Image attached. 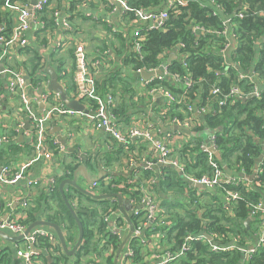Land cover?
<instances>
[{
	"label": "built area",
	"instance_id": "2783aa9c",
	"mask_svg": "<svg viewBox=\"0 0 264 264\" xmlns=\"http://www.w3.org/2000/svg\"><path fill=\"white\" fill-rule=\"evenodd\" d=\"M104 1L106 3H112L111 7H113L112 10L114 11L117 9V6L120 5L125 13L132 14L128 19V26L130 28L129 45L131 51L135 52V55L140 60L143 58L142 45L145 40V34L142 29L146 27L155 29L163 28L171 14L180 13L181 7L189 3V0H161V3L156 6L134 7L129 4L128 0ZM201 1L214 7V10L211 12L212 15H216L219 12L224 17L225 26L222 30L218 31V33L226 37L229 35L236 37L237 35L233 29V26H235L233 15H226L224 13V6L216 0ZM162 4L164 7H162ZM49 5L50 0H37L34 5H27L17 0L16 2L5 0V7L14 11L16 14L17 24L7 36L5 34V25L0 23V43H2L0 51V77L2 76L6 79L11 95L17 97L22 109L26 113L28 123L24 121L21 127L23 128L26 124H29L27 135L33 144L35 156L28 163L23 165V167H16V169L11 165H0V187L21 182L22 179L26 178L27 167L41 157L45 156L53 159L55 158V151L58 150L62 154L67 152V149L61 147L56 139L51 138V122L54 118L55 120H60L59 117L62 115L78 114L86 119L87 125L101 131L104 137L111 136L115 141L125 145L124 149L126 154L122 157V164L120 167L123 179L119 182L114 181L115 177L113 170L105 168L106 166H104L105 169L101 171V179L106 181L105 184L112 185V187L116 189H124L125 191L123 193H119L124 199L128 200L131 205V208L124 213L116 206L107 207L105 210L99 209L104 222L108 224V227L112 226L111 232L119 236V243L123 241V233H125L129 227H133L132 235L121 249L117 264H174L189 251L197 252L193 244L195 241L202 242L207 246L205 254L208 256H210V253H226L230 250H239L241 253L240 264H248L251 262L254 256L264 247V195L255 201H251L249 195H251L253 189L264 190V181L256 179V174L253 177V181H251L245 173H243L241 177H233L227 173L225 166L220 167L215 161L212 162V172L200 173L198 170L190 171L187 169V165L182 157L173 152L182 147L185 143L195 146V129L199 128L204 122L202 121L200 123V118L202 116H198L195 112L197 111L202 115L206 110L211 109L212 106L209 102L200 106L188 104V110L182 115H167L165 118L168 122L178 127L179 131L177 132H162L160 129H155L150 125L141 126L138 124H131L128 127L123 126L121 119L113 110L115 97L111 93L101 94L98 90L97 73H94L86 61L85 44L77 40L76 37L73 36V33L67 34L66 42L76 44V52L78 53L79 65L81 67V78L78 81L79 85L77 86V90L73 92V97L80 98L86 110L81 112L75 111L65 106L64 103L58 102L61 100V96L56 91H53V93L49 91L40 92L39 90H41L42 87L45 90L49 85V80H47L46 77L38 80L37 84L33 82L29 84L31 77L28 75L27 70L22 66L12 65L10 62L12 58L15 57L18 59L21 56L19 55V52L21 54L20 50L22 48L23 50L27 48V32L31 24L35 23L37 29L45 28V22L39 19V14L45 12ZM245 8V4L241 2L238 5L239 10L236 9L235 16H244L243 11ZM53 17L56 25L63 24L67 28L71 27V24L63 17V12L57 10L53 13ZM54 29L48 30L51 31ZM193 29L194 34L215 31L198 24L194 25ZM229 45L230 42H226L222 51L226 52ZM184 46V43L178 44L176 51H179L181 63L186 66V54L180 51V48ZM134 71L140 76H142L143 71L155 73L151 77L143 80L149 93L152 95L151 102L153 104L157 94L162 96L171 107L175 104L185 103L184 96H181V98L178 97L163 84L165 77H168L170 74L167 63L162 62L157 67L152 68L142 66L134 69ZM158 71H161V73L157 74ZM64 73L63 71L62 74ZM39 75L45 76V72L42 71ZM172 78L174 81H183L186 89L193 87V80L189 74L176 73L172 75ZM238 79H252V75L249 71L244 73L241 72L238 74ZM155 80L158 81L156 85L153 84ZM30 85L32 87L31 89L39 92L42 101L48 104L45 110L40 111L34 105V98L29 94ZM210 94H222V97L218 100V105L223 106L228 102H235L236 100L246 98L248 93L244 92L241 87L237 85H233L228 92L223 93L220 87L215 84L211 88ZM259 94L260 92L255 88L251 95ZM211 110L214 111V108ZM16 136L13 137V140ZM10 137L11 136L7 134L1 135L0 146L4 143H9L11 141ZM135 138H138L141 143L147 142V144H149V147L146 148L147 156L143 160V169L150 171L157 164L175 167L181 171V177L188 182L190 187L201 188L200 193H203L205 189H218L225 195L228 203L235 209L238 207L240 201H246L249 216L259 219V233L256 242L251 243L249 240L242 239L241 236L234 233H229V240H226V236L224 235L218 236L208 233L210 235L209 238L205 231H191L183 235L177 247L174 248L172 244H169L168 247H163L162 243L164 241L168 242L164 233L166 234L165 230L170 225V222L168 219L169 214H167L165 208L161 205V200L156 193V185L159 183V179L164 177L166 173L161 169L158 173L146 177H142L138 174L135 170V165L137 163L136 159L138 158L134 150L130 149V143H132ZM48 140L52 142L53 147L48 143ZM205 141L200 143V148L202 151L207 152L211 159L214 155V151L219 150L216 134L209 133L207 141ZM106 147H108V145ZM86 154L85 152L83 155L79 154V156L83 158L87 156ZM185 156L188 160L191 159L189 154ZM262 159L264 163V157H262ZM64 172L67 175L71 174L72 168L69 169L65 167ZM43 182L47 183V181L43 180V177L35 178L34 180L28 181V187L32 190L34 187L43 184ZM99 182L97 178L93 180L91 183V191L97 192L96 190L100 187ZM133 186H137L140 190L139 194L134 197L130 195V190L133 189ZM56 187V180L51 179V181L47 183V194H51ZM16 200L21 207L19 214L15 216L7 215L6 217L0 218V230L16 236L23 235V238L14 245L15 253H13V263L48 264L44 258L45 255H50L52 262L55 254L53 247L49 250H47L48 248H41L40 240L47 238L51 240L52 243L56 244L55 237H53L49 228L43 226H38L26 234V229L29 226V224L25 222L27 217L26 212L27 208L33 205V201L30 196L24 195L17 197ZM11 204V202L8 203V206ZM77 204L78 201L76 200L73 206L75 207ZM150 237H154V239ZM3 241L6 242L0 239V247L8 248L9 245L3 244ZM105 243L106 241L102 240L101 248L106 246L104 255H102V260L94 258L97 256V254H95L93 257L90 256L91 258L85 264H109L108 260L113 259L117 253L119 243L116 246L111 243L106 245ZM199 264L206 263L201 262Z\"/></svg>",
	"mask_w": 264,
	"mask_h": 264
},
{
	"label": "trees",
	"instance_id": "16d2710c",
	"mask_svg": "<svg viewBox=\"0 0 264 264\" xmlns=\"http://www.w3.org/2000/svg\"><path fill=\"white\" fill-rule=\"evenodd\" d=\"M16 2V0H12ZM20 1V0H17ZM64 0H57L56 7L66 8L67 4L63 3ZM70 2V8L73 10L77 3V0H66ZM131 6L138 7H152L159 5L161 0H128ZM221 3L225 8L226 15H233L235 26H233L234 32L237 35V47L235 49L234 60L245 69H254L258 82L264 80V0H241L246 8L244 9V16H235L239 0H216ZM22 2V1H21ZM5 0H0V23L4 24L5 34L8 36L12 31L14 24L13 16L14 12L10 9L4 10ZM214 7L206 2L203 3L201 0H189L186 6L181 7V11L178 14H171L169 19L165 22L163 28H143L145 34V40L142 45L143 58L140 60L135 55V52L128 50V45L123 44L124 49L121 51L122 63H126L127 66H132L133 70L139 67L152 68L157 67L160 63L167 59L169 52L177 48V45L184 43L185 46L180 48L181 52L186 54L187 65L184 66L181 63L179 51L176 57L166 61L169 69V76L165 77L163 84L167 86L173 93L178 97H185V103L172 105V109L175 107H183L185 111L188 110L187 105H204L207 102L214 108L206 110L202 113L200 123L203 124L195 129L199 132L198 135H194L196 138L195 146H191L189 143H185L182 147L176 150L177 154L180 155L187 165V169L190 171L198 170L200 173L212 172V162H217L220 167L228 165L230 168L242 166L246 171L250 172L254 170L256 158L261 154V147L259 141L264 139V90L259 95H251L247 98L236 100L235 102H228L223 106L218 105L219 98L222 94H210L211 88L216 84L220 87L223 93L228 92L233 85L240 86L241 89L248 93L252 88L253 83L250 79H238L239 69L236 64H232L226 56V53L222 51L225 46L226 36L218 33L225 26L224 17L221 13L212 15ZM239 10V9H238ZM82 11H78L76 14L68 17L72 24V30H74L76 23L74 22L75 17H81ZM131 16V13H127ZM39 19L45 22V28L43 29H54L56 22L54 17L49 13L39 14ZM201 25L207 29H213L214 32H199L194 34V25ZM41 29H37L36 34L38 40L43 43L46 42V37L42 41L40 34L38 33ZM71 29H67L65 32H71ZM116 36V35H115ZM119 41L126 39V35L121 34ZM103 49L104 45L101 46ZM2 43H0V51ZM215 48V49H214ZM20 51H24L23 48ZM167 53L166 55H164ZM25 54L28 55L26 59L18 61L15 57L12 58L13 66L21 65L28 72L31 77L29 84L32 82L37 84V81L45 76L39 75L40 72H48V65L54 66L58 74L59 79L65 81V90L69 99H75L73 92L77 90V85L72 84L73 70L79 66V56L76 52V44L71 43L64 50L58 51L57 49L52 51L47 58L44 56L42 49L39 47L30 46L27 47ZM72 60L71 73L68 71L69 65L67 58ZM20 67V66H19ZM93 70V68H92ZM65 72L62 74V72ZM120 68L110 70L111 74L106 75L104 79L100 80L97 78V88L101 94L116 93V86L118 80L123 82L120 76ZM226 72V73H225ZM189 74L193 80V87L188 89L185 88L183 81H174L172 78L173 74ZM109 74V73H108ZM157 80L153 81L156 85ZM124 92L122 96H126L127 84L123 82ZM111 88V89H110ZM132 90V89H131ZM133 92V91H132ZM114 93V94H115ZM114 96V95H113ZM209 100V101H208ZM127 100L122 99L120 108L123 110V114L127 115L125 106ZM125 108V109H124ZM171 109V110H172ZM119 118L122 113L114 111ZM182 115V114H181ZM216 134L217 143L219 145L220 158L215 155L209 158L207 152L202 151L200 143L205 141V133ZM13 133H17L14 131ZM11 136V141L8 143V148L18 150L15 142L17 136L14 134H8ZM16 138L13 140V137ZM106 144L108 147L99 148L95 153H88L86 157H80L77 152L69 153L71 161L66 167L72 168V173L80 165H85L90 169H95V166H112L114 163L119 162L120 157L125 153L124 144L117 142L113 137H106ZM48 143L53 147L51 141ZM31 147L34 149L33 144ZM131 150H133L130 147ZM56 153V151H55ZM4 154V153H2ZM0 154V155H2ZM189 154L190 160L185 156ZM80 158V160H79ZM95 161L96 163H94ZM78 165H73L77 164ZM165 171L164 177L159 179L158 189L159 195L164 199L161 205L165 208L167 214L170 212V219L172 220L170 225L165 230L166 240L172 245L177 247L182 240V237L187 232L191 231H205L210 235L216 234L218 236H226V240H229V233H234L245 239L248 234L247 228L244 226V221L249 218V210L246 201H240L238 207L235 210L236 216L234 220L225 217V212L220 209H216L217 214H213L212 209L205 210L200 213L199 204L196 203L190 185L185 181L178 170L175 167L164 166ZM257 178L264 181V174L257 172ZM115 177V175H114ZM64 177H61L58 181H61ZM99 179V188L103 192L107 193H123L125 190L113 188L112 185H106L103 179ZM123 176H119L114 181H121ZM188 190L189 196L185 195V191ZM140 190L137 186H133L130 190V195L137 196ZM66 197L75 203L78 201V205H75L78 217L83 223L84 234L83 242L79 247L76 258L70 257L66 253L60 250V246L56 243H52L51 240L43 238L40 240L41 248L53 247L54 256L50 264H82L86 259L87 255L93 254L94 252L101 253L104 255L106 246L101 248L102 240L106 241V245L111 243L114 246L118 244L119 236L111 232L108 228V224L104 222L101 214L95 210V204H105V207L116 206V202L109 200H95L85 195L82 191L77 189L75 186H68ZM262 197V194L257 189H253L249 199L255 201ZM169 199H173L175 204H171L169 207H173L174 210L166 207L164 204L168 203ZM175 199V200H174ZM49 200H54L60 207L59 217H47L49 220L57 221V223L63 226L65 230V238L67 243H73L77 231V222L74 215L68 208L63 195L56 187L50 195L42 192L37 200L36 206L28 210V215L25 222L31 224L32 221L37 220V213L41 208L50 209ZM186 200V201H185ZM103 207V208H105ZM180 207L184 208V211H179ZM212 207V205H208ZM199 210V211H198ZM222 213V215H220ZM172 215V216H171ZM58 217V218H57ZM203 219H205L203 221ZM203 221V223H202ZM232 223V227H227V224ZM97 230V231H96ZM96 239V241H95ZM174 240V241H172ZM194 247L197 252L189 251L180 260L174 264H199V263H217V264H240L241 253L239 250H230L226 253H210V256L206 255L207 246L202 242L195 241ZM1 248V247H0ZM13 251L8 248L0 249V264H14L13 263ZM54 260V261H53ZM47 261V260H46ZM248 264H264V247L254 256L251 262Z\"/></svg>",
	"mask_w": 264,
	"mask_h": 264
},
{
	"label": "crops",
	"instance_id": "0c3cea01",
	"mask_svg": "<svg viewBox=\"0 0 264 264\" xmlns=\"http://www.w3.org/2000/svg\"><path fill=\"white\" fill-rule=\"evenodd\" d=\"M20 1H22V3H25L27 5H32V0H20ZM63 3L65 5L67 4L66 8L56 7L57 0H50V5L48 9L45 11V13L48 12L49 15L51 14L53 16V13L59 10L63 12V17H65L67 21L71 24L68 17L70 15L76 14L78 11L81 10L82 11L81 17L78 16L74 18V22L76 23L74 30H72V24H71V27L69 28H67L63 24L56 25L55 29L51 31L48 29H41L38 33L40 34L42 41L44 40V37H46V42L43 41V43H41L38 40V35L36 34L37 32L36 31L37 28L35 26L36 24L32 23L27 32V38H28L27 47L30 46L31 48H33V47L40 46V49H42L44 56H46L45 58H47L52 51L57 49L58 51L61 52V50H64L68 45H70L71 44L70 42H66V37L68 33H73V36L76 37L77 40L85 44L86 61L88 65L91 67V69L93 68L94 73L95 72L97 73L98 79L100 78V80H102L104 79V76L106 75L112 76L114 74H111L110 70H115L116 68L118 69L120 68V71H121L120 76L123 82L127 84V93H126V96L124 97L122 96L124 92L123 88L125 85H123V82L118 80V84L116 86L117 89H115L116 93L113 92V95L115 97V103L113 106V110L115 111L116 109V111L122 113V116L120 119H121V122L123 123V126L128 127L131 124H138L141 126L150 125V126H153L155 129H160L162 132L179 131L178 127L170 124L165 117L169 114H185L186 111L184 110V108L179 106V107H175L176 109L174 108L172 109L171 105L167 104L164 98L158 94L153 104L151 102L152 95L149 93L148 88L147 86H145L144 81H143L145 77L143 76L144 77L143 78L142 76L138 75L133 70L132 66L129 67L127 66L126 63H122L121 51L124 49L123 44L127 43L128 50L131 49L129 45V34H130V28L128 26L129 15L123 11L122 7L120 5L117 6V9L114 11L112 10L113 7H111L112 3L108 2L109 3L108 4L104 0H91V1L90 0L88 1L87 0L85 1L77 0L76 1L77 5L72 10L70 8V2L68 3L66 0H64ZM162 7H164L163 4H162ZM3 9L6 10L8 8H3ZM13 17H14L13 23H15L14 24L15 26L17 24V17L15 13ZM67 29H71L72 31L65 32ZM122 33L126 35V39H124L123 41H119L118 37H120ZM236 38L237 36L233 37L230 35L226 37L225 43L230 42V45L227 47L226 52H225L226 56L232 64H236V67L239 69V73L241 72L244 73V72L249 71V73L252 75V79H250V82L253 83V85L250 91L248 92L247 97L251 96L255 88L258 89L260 93H262V90H264V80L262 79L260 82H258V79L256 78L253 68H251L250 70H247L243 68L240 65V63H237L234 60L235 49L237 47V41H238ZM103 45H104V48L101 49L102 48L101 46ZM177 52L178 50L176 51V49H173L168 54L165 53L164 55L167 54L169 55V57L167 59V56H165L164 62L167 63L166 61L176 57ZM19 55L21 56L18 59L16 58L18 61H22L26 59L27 57H29L28 55L25 54V51H21V54L19 52ZM10 62L13 64V61H10ZM67 62L69 65V67H67L68 71H70L71 73L72 72L71 71L72 60L68 57ZM18 66H21V65H18ZM47 68H48V72L47 74H45V77L47 80H49L48 84H50L51 76H50L49 71L53 69L56 72V68L54 66H49V65ZM80 78H81V67L79 65L78 68H75L73 70V79L71 83L74 85L76 84L78 86L79 85L78 81ZM58 81L66 88L65 81L63 79L58 78ZM31 88L32 87L30 85L29 94L31 95V97L34 98L33 99L34 105L40 111L45 110V108L48 107V104L42 101V99L40 98L39 92H36L35 90ZM39 91L40 92L49 91L53 93V90H49V85L46 87L45 90L42 87V89ZM123 98L127 100V105L125 107L129 108V109L124 108L126 111L128 110L127 115H124L123 110L120 108V104ZM80 101L81 103L83 102L82 100ZM58 102L64 103L62 99ZM195 114H197L200 117L202 116L197 111L195 112ZM59 118L60 120H55L54 118L51 122V131H50L51 138L56 139L61 147H65L67 149V152L62 154L61 152L57 150L54 155L55 158L53 159L47 158L45 156L41 157L40 159L33 162L31 165L27 167L26 178L22 179L21 182L14 184V185L1 186L0 187V198L2 199L4 205H3L2 210L0 211V218L6 217L7 215L15 216L19 214L21 207L19 205V202L16 200V198L20 197L21 195L30 196L33 201V205L27 208L26 213L28 215V210L36 206V200L38 196L42 192L47 193L48 191L47 183L51 181V179H55L57 182V187H59L60 183L64 179L73 178L74 173L78 171L77 183L81 187L91 190V183L93 182L94 179L96 178L98 179L101 177V171H103L105 168L112 169L116 178L118 176L119 178L120 176H123L121 175L120 167L122 164V157L126 153H123L120 157L119 162L114 163L112 166L104 165L106 167L104 168L103 166L101 168V166L97 165L95 166V169H90L89 167L84 165V168H85L84 170L81 168L83 165H80L78 166V168L74 171V173L71 176L66 177L65 175L67 174H65L64 170H65L66 165L69 164V162L71 161V157H69L70 155H68L69 153L77 152L78 155L79 154L83 155L85 152L87 154L95 153V151L98 150L99 148H103L107 146L105 144L107 141V138L104 137L101 131H98L94 129L92 126L87 125L86 119H84L82 116H79L78 114L62 115ZM24 121L25 123H28L25 111L22 109L17 97L11 95L6 79L1 76L0 77V136L3 134L17 135V139H15V142L19 143V145H17L18 150H14V149L12 150L8 148V143H4L3 145L0 146V154L4 153L0 155V165H11L13 168L16 169V167H20V166L23 167V165H25L31 159L34 158L35 152H34V149L31 147L32 143H31L29 136L27 135V129L29 128V124H28V127H26L27 124L25 125V127L23 128L21 127V124ZM70 127L73 128V130H71ZM14 131H16L17 133H13ZM198 133L199 132H195L194 135H198ZM205 136H206L205 140L207 141V138H208L207 132L205 133ZM259 145L262 151L259 157L256 158L254 170H251L250 172H248L242 166L230 168L228 165H225L227 173L233 177H241V175L245 173L251 181H253V177L255 174L257 176L258 174L257 172L259 170L260 172H263L264 174V163L262 159V157H264L263 156L264 155V139L259 141ZM130 147L134 150V153L136 154L138 158L136 159L137 163L135 165V170L138 172L140 176L146 177L151 174H156L159 172V170L161 169L163 170L164 166H167V165L157 164L150 171L143 169V166H144L143 160L147 156L146 148L149 147V144H147V142L141 143L138 138H135L132 141V143H130ZM173 152L177 153L175 150ZM93 162L96 163L95 161ZM78 164L79 163L73 164V165H78ZM177 170L180 174L181 171L179 169ZM39 177H43V180L47 181V183L43 182V184L36 186L31 190L28 187V181L34 180L35 178H39ZM61 177H64V178L61 181H58ZM68 186L70 185L67 184L65 186V193L68 190ZM157 186L158 184L156 185V187ZM190 188L192 192H194L192 194V196L195 199L194 201L199 204L198 209L202 208L200 209V213H198L199 216L202 215V212H204V209L205 210L212 209L213 214H217L216 209H220L222 212H225L226 218H230V220H234L236 216L235 210L237 208L236 209L233 208L232 205L228 203L225 195H223V193L220 190L218 189L206 190L205 189L203 190L204 191L203 193H200L201 188H198V187H190ZM96 191H97L96 193L98 194L107 193V192H103L102 189L100 191L98 190ZM259 192L262 195H264V190H259ZM156 193L159 199L161 200V202H164V199L159 195L157 188H156ZM185 195L189 196L188 190L185 191ZM109 201L116 202V207L120 209L118 206L119 203L117 200L110 199ZM10 202L12 204L8 206V203ZM70 202L72 203V201ZM171 204H175V201H173V199H169L168 203L164 205L174 210L173 207H169ZM49 205L51 206L50 209L47 210V209L41 208L38 211L37 220L44 219V220L57 223V221L49 220L47 217H52V218L56 216L59 217L60 207L57 204V202H55L54 200L52 201L49 200ZM77 205L79 206V204ZM122 205H123V208L125 209V212H127L131 208L130 202L124 198H123ZM208 205H212L213 208L208 207ZM99 209H101L100 205L95 204V210L97 211V213L100 214ZM179 211L183 212L184 208L180 207ZM220 215H222V213ZM169 217H170V212H169ZM168 219H169V222L171 223L172 220L170 218ZM204 220L205 219H203V221ZM229 226L232 227V223L227 224V227ZM244 226L248 230V234L245 236V239L249 240L251 243L252 242L255 243L258 237V233H259V219L257 217L249 216V218H247L244 221ZM61 227L63 230V226ZM131 227H129V229L125 231V233H123L122 239L125 242L132 235L133 230L131 231ZM46 228H49V227H46ZM111 228L112 226H109L108 229L111 231L112 230ZM49 230L52 233L53 237H55L56 243L60 246V250L63 253H65L62 244L56 238L55 229L49 228ZM63 234L65 236V230H63ZM164 235L166 234L164 233ZM207 235L210 238V235L208 233ZM127 236L128 238L127 240H125ZM78 237H79V227H77L74 242L70 244L67 243L70 249H72L75 246L76 242L78 241ZM150 238L154 239V237H150ZM0 239L1 241L2 240L6 241V242L3 241V244L9 245V242H12L13 245H15L17 243V241H8L3 237H0ZM123 241H120V243L118 241L119 247ZM169 244H172V243H169L167 241H164L162 243L163 247H168ZM8 247L12 249L13 253H15L14 247H10V246ZM75 254L71 256L68 255V256L70 257L73 256L74 258H76ZM95 254H97L98 257L95 256L94 258L102 260V254L98 252H94L93 254L87 255L86 259L82 262V264H85L91 258L90 256L93 257ZM119 254L117 251L113 259L108 260L109 264H115V260L118 259ZM47 256H50V255H45L44 258L47 260L46 262L50 264V260L47 259Z\"/></svg>",
	"mask_w": 264,
	"mask_h": 264
},
{
	"label": "water",
	"instance_id": "95a60500",
	"mask_svg": "<svg viewBox=\"0 0 264 264\" xmlns=\"http://www.w3.org/2000/svg\"><path fill=\"white\" fill-rule=\"evenodd\" d=\"M37 2V0H32V5H34ZM50 76H51V80H50V84H49V90H53L56 91L60 94L61 99L64 101L65 105L75 111H84L85 106L81 103V99L80 98H75V99H69L65 90V87L58 81V74L55 72V70L51 69L50 71ZM161 71H158L157 74H160ZM154 72H149V71H143L142 72V76H144L145 78H149L152 75H154ZM26 127H28V124L26 125ZM59 128V127H58ZM214 155L217 158H220V151L219 150H215L214 151ZM82 169L85 170L84 166L81 167ZM78 171H76L74 173L73 178H66L64 179L60 185H59V189L63 195V198L68 206V208L70 209L71 213L74 215L77 225L79 227V237H78V241L76 242L75 246L70 249L65 236L63 234V230L61 225H59L58 223H54L52 221H48V220H44V219H38L34 222H32L31 224H29L28 228L26 229V234L29 233L31 230H33L34 228L38 227V226H45V227H49V228H53L56 231V238L60 241V243L63 246V249L65 251V253L67 255H74L76 253V251L78 250V248L80 247V245L82 244L83 241V234H84V227H83V223L80 220V218L77 215V211L76 208L73 206V204L69 201V199L66 197V193H65V186L67 184L75 186L77 189H79L80 191H82L85 195H88L89 197L95 199V200H117L118 201V206L120 208V210H122L123 212H125V209L123 208L122 202H123V196L120 193H101L98 194L96 192H93L89 189H85L83 187H81L78 183H77V174ZM3 201L0 198V211L3 208ZM133 230V227H131V231ZM129 236V235H128ZM128 236L126 237L125 240H127ZM0 237L5 238L8 241H20L23 238V235H12L10 233H7L6 231L0 230ZM125 244V241H123L119 247L118 250V254L120 253L123 245ZM48 260H51L50 256H47ZM117 260H115V264H116Z\"/></svg>",
	"mask_w": 264,
	"mask_h": 264
},
{
	"label": "rangeland",
	"instance_id": "374dc122",
	"mask_svg": "<svg viewBox=\"0 0 264 264\" xmlns=\"http://www.w3.org/2000/svg\"><path fill=\"white\" fill-rule=\"evenodd\" d=\"M71 128V127H70ZM71 130H73V128H71ZM75 132V131H74ZM100 207H101V209L102 210H105L106 209V207H105V204H100ZM103 207H105V208H103ZM100 211V210H99ZM101 214V213H100ZM9 246L10 247H14V245H13V243L12 242H9Z\"/></svg>",
	"mask_w": 264,
	"mask_h": 264
}]
</instances>
